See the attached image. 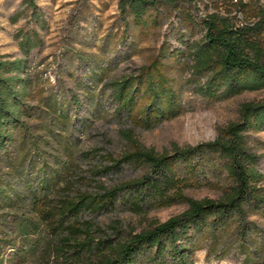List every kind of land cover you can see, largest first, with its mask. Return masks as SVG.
<instances>
[{
  "label": "rangeland",
  "instance_id": "obj_1",
  "mask_svg": "<svg viewBox=\"0 0 264 264\" xmlns=\"http://www.w3.org/2000/svg\"><path fill=\"white\" fill-rule=\"evenodd\" d=\"M118 1L35 0L45 20L40 27L23 0H0V53L24 56L20 30L36 27L42 40L28 57L33 82L25 113L0 152V179L21 206L0 207V264H101L131 233L183 212L188 197L218 199L234 184L217 146L208 144L231 138L228 125L242 120L245 103L263 100L264 90L203 97L193 61L171 53L199 40L200 24L160 7L147 27L136 25L123 19ZM236 1L203 0L190 12L199 22L207 10ZM242 1L247 6L236 8L238 20H258L264 0ZM154 15L157 22L149 19ZM148 70L176 93L175 113L149 118L144 86L132 109L123 108L116 84L145 79ZM233 140L259 156L264 174V131ZM187 147H198L197 154L169 166L150 189L108 194L150 174L163 154ZM261 184L264 189V177ZM27 217H42L43 224L26 232L16 219ZM190 247L193 264H264V206L195 232ZM150 256L133 264H155Z\"/></svg>",
  "mask_w": 264,
  "mask_h": 264
},
{
  "label": "trees",
  "instance_id": "obj_2",
  "mask_svg": "<svg viewBox=\"0 0 264 264\" xmlns=\"http://www.w3.org/2000/svg\"><path fill=\"white\" fill-rule=\"evenodd\" d=\"M202 1L119 0L118 7L125 21L132 18L134 24L144 27H147L150 12L157 11L160 7L171 13L186 15L190 24H200L202 37L185 42L183 48L173 49L171 53L193 61L191 73L194 78L202 79L196 87L203 97L224 99L244 91L264 90V6L259 8L258 20L253 22L238 20L236 8L244 11L247 6L242 0L230 2L225 7H217L212 11L207 10L197 22V17L192 15L190 8ZM23 3L30 10V19L40 27H45L44 17L35 0H23ZM149 19L157 22L158 15ZM18 37L23 57L12 59L0 53V152L5 151L14 140L13 130L21 123L25 113L26 100L33 82L29 76L28 57L42 42L36 27L20 30ZM137 78L127 77L116 84V96L124 109H132L144 86V93L149 100L143 111L149 118L177 111L178 97L165 81L149 70L145 72V79L141 76ZM243 109L242 120L230 123L227 127L231 138L219 137L208 144L217 146L219 157L234 184L218 199L188 197L187 208L183 212L165 221H152L144 229L131 233L116 245L113 255L106 256L101 264H133L145 252L151 255L150 259L155 264H165L167 259L175 264H193L190 245L195 232L207 227H223L234 217L245 215L248 206H264V189L261 184L264 174L258 168L259 156L240 148L233 140V137L241 138L247 131H264V99L245 103ZM124 135L134 141L129 133L124 132ZM197 151L198 147H187L176 148L172 154H163L150 174L116 187L108 194L115 196L118 191L127 187L150 189L163 176L164 170L181 162L187 163ZM7 184V181L0 179V203L3 205L0 207L21 208L16 204L17 200L7 195ZM48 186L45 184L43 189L47 190ZM16 220L26 232L43 224L42 217L41 220L28 217Z\"/></svg>",
  "mask_w": 264,
  "mask_h": 264
},
{
  "label": "built area",
  "instance_id": "obj_3",
  "mask_svg": "<svg viewBox=\"0 0 264 264\" xmlns=\"http://www.w3.org/2000/svg\"><path fill=\"white\" fill-rule=\"evenodd\" d=\"M239 13L237 12V15H238Z\"/></svg>",
  "mask_w": 264,
  "mask_h": 264
}]
</instances>
